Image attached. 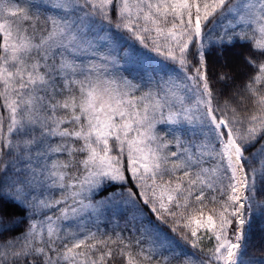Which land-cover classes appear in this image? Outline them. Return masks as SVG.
<instances>
[{
	"label": "snow or ice",
	"instance_id": "snow-or-ice-1",
	"mask_svg": "<svg viewBox=\"0 0 264 264\" xmlns=\"http://www.w3.org/2000/svg\"><path fill=\"white\" fill-rule=\"evenodd\" d=\"M18 2L0 0V264H102L99 229L80 232L108 214L150 241L139 264H257L264 0H40L34 14ZM238 25L257 26L244 54L255 73L224 99L207 56L250 43Z\"/></svg>",
	"mask_w": 264,
	"mask_h": 264
},
{
	"label": "trees",
	"instance_id": "trees-1",
	"mask_svg": "<svg viewBox=\"0 0 264 264\" xmlns=\"http://www.w3.org/2000/svg\"><path fill=\"white\" fill-rule=\"evenodd\" d=\"M40 0H19V2L14 7L27 8L33 14L36 12L34 5L38 4ZM134 2V0H130V3ZM234 3L245 4V3H258V0H233ZM45 14H53L55 15V10L51 8L45 9ZM11 20L17 19L16 17H9ZM233 17H229V21L233 20ZM29 23H35V21H30ZM41 25L43 21H40ZM226 24L228 21L225 22ZM241 27H244V31L246 32V38L250 41L248 44H241L236 42L234 46L225 45L223 50V55H217V49H212L207 56V64H208V72L210 76H213L216 79V88L218 91L224 93V99H228L229 97H233L236 89L245 83V78L253 75L255 73V69L253 67L248 66L244 61V54L248 52L249 48L253 47L256 40L259 39V34L257 31V26H237V30ZM221 74L232 77V79L228 81H220L219 76ZM227 85V86H225ZM0 114L7 116V113L3 112L0 109ZM7 123V120L5 121ZM164 126L161 125L160 129L163 130ZM181 131L185 134V136H190L191 133L187 128L181 129ZM171 150H175L174 146H170ZM61 159H66V157L62 156ZM211 163V162H209ZM209 163H206L204 166L209 167ZM253 166L257 168V177L260 176L261 172L264 171V167H262L259 157L256 158L253 162ZM249 195H252L249 193ZM254 199L257 203H264V182H261L257 179L256 192L254 194ZM211 207V205H210ZM6 211L9 215H12L17 210L14 206H7ZM47 211V210H45ZM52 212L55 213V209H52ZM43 215V213L41 214ZM58 215V213H57ZM154 219V218H153ZM179 227H183V225H178ZM26 225H20L16 230V235H19ZM139 227V225H137ZM97 231L96 239L107 241V246L98 245L99 251H94L91 253L93 258L99 257L101 253H106L111 250L112 255L109 257L105 255V259L102 264H127L129 259V251L132 252V259L139 264L137 260V254L143 252L147 254L151 251L149 247L150 241L145 238H141L138 235H133L131 233V225L126 227L125 225V217L121 215L119 220L113 221L111 219V214H108L107 217L104 218L103 222H97L96 225H93L91 220H85L84 222V230L80 232V235H86L88 230ZM71 229L68 230L67 234L71 233ZM164 231L168 233L169 237L179 241V236L173 234L167 227L164 228ZM119 232L121 236L125 240H131L132 246L131 249L124 248V245L116 238V234ZM65 233H62V235ZM210 233H207L205 230H201L198 232V237H201L199 241L200 246L204 248L205 253L209 247L214 245V240L210 239ZM111 237V239H109ZM136 239H141L140 246L135 244ZM115 241V243H113ZM95 241H87L86 243H93ZM248 248L247 255L257 261V264L260 262H264V216H256L254 220L253 227L249 229L248 235ZM84 249H78L77 251H83ZM182 251L189 252L193 251L190 245L185 244ZM139 259H143V255H140ZM168 259H171L169 257ZM161 264H167V260L161 258ZM172 264H175V261H172ZM181 264H185V262H181Z\"/></svg>",
	"mask_w": 264,
	"mask_h": 264
}]
</instances>
